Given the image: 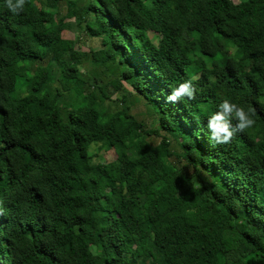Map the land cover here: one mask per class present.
<instances>
[{
    "label": "trees",
    "instance_id": "trees-1",
    "mask_svg": "<svg viewBox=\"0 0 264 264\" xmlns=\"http://www.w3.org/2000/svg\"><path fill=\"white\" fill-rule=\"evenodd\" d=\"M63 2L0 0V264H264V0ZM75 30L101 39L91 61L113 80L82 77ZM188 80L195 99L169 103ZM225 98L256 123L214 144Z\"/></svg>",
    "mask_w": 264,
    "mask_h": 264
},
{
    "label": "rangeland",
    "instance_id": "rangeland-1",
    "mask_svg": "<svg viewBox=\"0 0 264 264\" xmlns=\"http://www.w3.org/2000/svg\"><path fill=\"white\" fill-rule=\"evenodd\" d=\"M66 0H64L65 2ZM235 2L242 1V0H233ZM62 3L61 7V15L65 13V3ZM60 16L56 19L58 22ZM69 37L72 39H76V50L81 53H87L89 54V59L87 61H84L83 64L80 66L81 69V75L83 78H89L91 81H94L95 77H97L99 85H105L111 80L115 78L112 69L117 68L116 65H112L110 63H107L105 66H101L98 63H95L91 61V55L93 52H97L101 50V39L96 38V37H89L86 36L85 34H82L81 32L75 30L74 33L69 34ZM78 40V41H77ZM232 54L236 57H239L241 55V52L238 50H232ZM43 64H46V62H43ZM116 73L118 71L116 70ZM125 86H127L124 83ZM22 88L18 86V92L21 93ZM109 92L111 94V99L107 100L105 102V108L111 113V115H117L122 112L123 104H122V93H117L114 88L109 87ZM135 96H130L127 104L130 105V114L138 121V122H144L149 129H154L156 128V123L155 120L152 118L153 111L151 108L145 104L142 101H134ZM163 137H166L167 140L171 144V148L173 150L178 151L177 144L175 142V139H177L176 136L171 135L169 132H161L160 137H155L154 138V143L157 144L160 147V151L163 150L161 147V140ZM153 139V138H152ZM92 151L97 155L94 162L95 163H107L115 159V152L113 150L111 151H102L98 153V146H94L92 148ZM178 165L182 168H184V171L186 173L192 172L191 167H184L185 163L179 162ZM168 171L172 172V168L168 167Z\"/></svg>",
    "mask_w": 264,
    "mask_h": 264
},
{
    "label": "clouds",
    "instance_id": "clouds-1",
    "mask_svg": "<svg viewBox=\"0 0 264 264\" xmlns=\"http://www.w3.org/2000/svg\"><path fill=\"white\" fill-rule=\"evenodd\" d=\"M27 0H6L7 9L14 15L25 9ZM196 88L191 80L180 83L173 88L167 96L169 103L187 99H195ZM255 109L249 107L247 110L230 99H223L218 105V110L208 118L207 129L209 140L214 144H228L237 133L245 132L252 128L256 121L254 119ZM233 120L236 121L233 125Z\"/></svg>",
    "mask_w": 264,
    "mask_h": 264
}]
</instances>
